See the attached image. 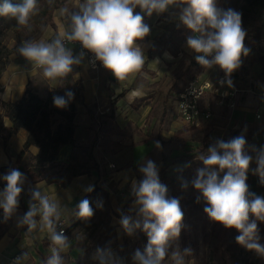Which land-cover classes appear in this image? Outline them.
<instances>
[{"label":"clouds","instance_id":"clouds-1","mask_svg":"<svg viewBox=\"0 0 264 264\" xmlns=\"http://www.w3.org/2000/svg\"><path fill=\"white\" fill-rule=\"evenodd\" d=\"M137 7L149 17L154 12L161 14L170 8H178L179 20L193 33L187 38V46L195 53H202L195 57L202 66L217 65L230 76L240 66L241 56L248 55L241 14L231 9H219L217 0H84L78 11L69 12L67 7L61 9V15L67 14L70 18L68 30L51 42L23 41L17 52L32 66L42 69L45 78H65L84 56L83 51L74 56L64 43L65 40L76 41L94 54L95 60L112 72L118 81L124 80L139 72L145 63L138 41L149 35L150 28L144 23V17L135 12ZM37 10L38 0H21L17 4L0 0V16L12 17L21 26H27ZM209 56L212 58L208 59ZM228 83L231 85L230 80ZM66 97L55 96V106L66 107L74 94L68 91ZM245 144L244 137L238 136L227 142L217 141L209 147L206 155L199 156L204 167L197 170L191 185L209 205L204 211L212 221L227 229H236L240 233L236 236L239 245L264 256V244L260 243L257 226V221L264 222V198L249 192L246 180L253 158L245 153ZM256 163L255 173L264 182V148L259 150ZM225 170L221 179L220 173ZM139 171L143 179L132 184L136 218L122 215L120 224L128 235L140 229L147 236L144 250H136L133 256L135 264H162L170 242L180 236L184 213L179 199L168 197V189L160 182L153 161L148 160ZM2 179L6 187L0 191V208L7 221L18 208L25 177L19 170L11 169ZM182 187L186 189L188 182H183ZM92 190L91 187L86 189L88 192ZM63 214L60 202L43 194L39 188L32 191L29 210L20 219L19 226L26 225L28 232L39 229L49 234L50 255L42 264H65L61 253L69 247V239L63 230L57 231ZM75 215L81 219L94 215L87 199L78 204ZM186 255H190V250L183 253L173 251L171 259L174 264H185ZM27 258L28 254L24 253L13 264H23ZM94 258L98 264H119L107 249L98 248Z\"/></svg>","mask_w":264,"mask_h":264},{"label":"crops","instance_id":"crops-1","mask_svg":"<svg viewBox=\"0 0 264 264\" xmlns=\"http://www.w3.org/2000/svg\"><path fill=\"white\" fill-rule=\"evenodd\" d=\"M83 2L84 0H65L64 3L58 5L51 13V23L45 27L43 36L34 41L51 42L61 32L68 30L70 18L67 14L61 15V9L67 7L69 12L78 11L79 5ZM173 8L161 14L154 12L150 17L141 12L139 7L135 9V12L144 17V23L150 28L149 35L142 41H138L145 57V63L139 72L132 73L120 81L116 77L115 80H110V71L107 69H88L85 55L79 65L73 66L72 73L67 77L50 80L44 77L42 69L32 66L31 62L17 52L20 47L19 44L14 46L0 68V191L4 189L2 184H6L2 177L11 169L21 171L30 163V157L38 152L36 146H29L20 161H16V155L20 152L27 137V131L24 129H20L11 135L6 148L2 145V131L11 125L9 119L4 115L3 103L19 99L26 87H30L40 97H45L53 88L61 87L65 91H72L81 86L80 97L74 100L77 111L75 120L76 143L81 146L93 147V156L96 157L100 154L102 159L108 163L104 170L100 166L97 171L92 170L88 173L78 174L71 177L65 185H61L60 182L63 181L62 178L67 172L60 174L61 177L59 178V175L48 176L32 185V190L39 188L43 194L61 203L64 208L61 220L65 222L66 229L77 220L75 211L81 199L89 193L86 191L87 188H93L96 184L109 191L107 185L110 183L118 184V188L121 189L127 183L132 185L134 181L136 182L131 167L120 168L115 172L110 169L111 165L114 166L112 162L116 161L115 156L121 153L129 152L131 157L129 159L133 161H137L145 155L141 152L144 151V146L152 144L151 137L150 135L139 137L136 133L141 134L139 130L148 122L150 114L156 107H159L161 114L163 113V103L167 100L165 94L158 101L152 85L159 82L161 78L170 79L180 67L181 56L187 53L192 58L194 52L187 46L186 42L180 46L176 54H172L169 51V46L161 44L159 40L174 33V29L171 28L175 27L177 22L171 15ZM67 48L72 50L74 56H79L81 53L72 46ZM207 71L205 70L203 74L210 79H216L225 73L223 71L214 76L212 73L215 69L210 70L213 71L212 73L206 74ZM233 74L231 73V76H234ZM234 78L242 82L243 88L246 90L238 96L234 107L214 106L212 119L215 117L216 121H223L225 129H227L226 132L229 133V130H233L232 132L239 130V133L242 134L244 129L249 127L253 137L248 144L247 152L251 154L250 147L264 148V98L256 92L250 93L247 90V88L250 89L257 84L256 75L253 79H250L249 75L243 80L237 76ZM177 93L175 92V110ZM147 95H151L150 99L137 110L131 107L134 99ZM111 105H113V119L107 117ZM79 117L80 121L78 120ZM253 117L260 121L256 122L252 119ZM177 120L179 123L172 121L169 124L166 135H164L166 138L185 128V125L178 118ZM259 135L260 143L253 142ZM119 144L124 147H120ZM72 150L71 145L61 146L57 152V160L68 163ZM77 152L76 149L75 154ZM258 152L256 150L255 154H251L253 159L249 166L248 172L250 173H255L257 168L256 156ZM9 165H12V168L7 170L6 167ZM18 200L19 205L16 212L7 221L4 220L3 209L0 208V264H13L16 258L21 257L24 253L28 254V258L23 261V264L42 263L50 255L49 234L46 230L40 231L39 229L28 232L26 225L19 226V221L29 210L31 202V196L27 195L24 187ZM132 206L133 209L136 208L135 203ZM64 235L69 239V247L61 255L64 257L65 264H75L81 249L75 245L76 240L73 235Z\"/></svg>","mask_w":264,"mask_h":264},{"label":"rangeland","instance_id":"rangeland-1","mask_svg":"<svg viewBox=\"0 0 264 264\" xmlns=\"http://www.w3.org/2000/svg\"><path fill=\"white\" fill-rule=\"evenodd\" d=\"M220 1L221 0H217V4ZM171 13L175 22H178V8L174 7ZM50 23L51 21H48V18L42 15V12H38L29 20L27 26L20 25L8 29L0 40V68L7 60L16 44L21 46L23 41L37 40L39 37H42L45 27L50 25ZM175 28L176 26L171 29L175 31ZM170 36H173V33L168 37ZM169 39H171V37ZM159 40L161 44L168 45L170 48L178 51L177 48H174L175 44L172 43L175 37L171 41H168L166 37ZM181 57L182 62L179 65L180 67L178 66L179 69L170 79L161 78L159 82L152 85L155 90L154 95L157 96L158 101L166 94L167 100L163 103L165 117L162 118L163 113L161 114L159 112V107H156L150 114L148 122L139 130L141 134L136 133L139 137L150 135L152 144L144 146V151L141 153L145 155L137 161L129 159L131 158L129 152L116 155V161L112 162L114 166L112 165L110 169L116 172L120 168L131 167L136 178V183H139L143 179V174L139 171L140 167L146 165L148 160L153 161L157 166L160 182L168 189V197L179 199L181 210L184 213L181 232L183 229L187 231V241L191 246L189 249L190 255H186L184 258L185 264H222L218 253L223 243V238L220 235L221 227L213 229L212 223H210L203 214L188 212L184 207L182 193H195L197 191L191 185V181L194 178H189L185 171L187 163L189 162L186 157L195 152H200V155H206L208 148L215 145L217 141H229L230 136L233 134V130H229L228 128L230 133L226 132L225 123L223 121H216L215 117L214 119H212V117L208 121L203 122L198 128L185 126L182 130L174 132L169 138L164 136L166 135L165 133L168 130L169 124L172 121L178 122L174 102L175 92L181 89L183 83L187 81V78L192 73H185L186 68L191 62V56L184 53ZM244 66L248 71L250 79H253L259 69L254 54H250L246 57ZM211 69H215V71H210ZM205 70L207 71V67ZM208 72H213L212 75L216 76V74L222 73L223 70L220 69L219 66L214 65L209 68L206 74H208ZM252 119L256 122L260 121L255 119V117ZM78 120L80 121V117ZM157 142L159 143V147L157 146ZM253 142L260 143V135L257 136ZM119 145H121L120 147H124L122 144ZM82 147H85L87 150L90 148L88 145ZM87 150L84 151L79 149L76 153L79 170H87L92 167V161L88 159L87 153L89 151ZM256 150L259 151L260 147L256 146V148H249V151L252 152L251 154H255ZM199 156L193 161L203 164ZM95 159L98 163V168L102 166L104 170L106 164H108L106 160L102 159L100 154L96 155ZM66 176L67 174H65L64 177ZM185 181L188 182V187L186 189L182 187ZM107 187L109 188V191H107L108 196L105 198L100 195L99 201L94 209V215L71 233V235L75 237V245L81 249L78 260L83 262V264H98V261L94 258L98 248L110 250L116 258L118 249L124 240L119 217L124 212V215H131L134 219L136 218L135 211L137 208H132L136 199L132 193V185L127 183L123 188L119 189L118 184L110 183ZM128 237L129 242L125 253L127 257L126 264H135L133 256L136 250H144L147 244V236L142 230L138 229L132 235H128ZM250 259L252 264H264V256H260L254 252L250 255ZM164 264L168 263L166 262Z\"/></svg>","mask_w":264,"mask_h":264},{"label":"trees","instance_id":"trees-1","mask_svg":"<svg viewBox=\"0 0 264 264\" xmlns=\"http://www.w3.org/2000/svg\"><path fill=\"white\" fill-rule=\"evenodd\" d=\"M11 2L13 4H17L20 3L21 0H11ZM64 2L65 0H38V10L36 13L42 12V15L46 16L48 21H51L52 11L58 5ZM217 7L223 11L231 9L239 12L241 14L242 21L241 26L246 33L244 45L249 50V52L247 56H241V64L234 72L235 77H240V79L243 80L248 76V71L244 66V61L250 54H254L259 66V69L256 72V80L264 82V0H221L217 4ZM36 13L32 15L30 19H32ZM17 26L20 25H18L14 18L0 16V40L8 29ZM191 35H193V33L179 20L176 24L173 36H170L171 39H169L170 37L167 38L168 41H171L175 37V40H172V43L175 44L174 48L179 50L180 46L183 43H186L187 38ZM168 48L172 54H176L178 52L173 48ZM208 59L210 58L208 57ZM193 65L194 58L192 57L190 64L185 70L186 74L192 72ZM205 69V66L200 65L197 67L196 72L202 73ZM81 91V86H78L72 90L71 92L74 94V97L64 108H58L55 106L53 100L55 96H62L67 99L66 92L68 91H65L61 87L51 89L45 97H40L37 93L32 91L30 87H26L19 99L15 101H6L3 103L4 115L11 123L10 127L2 131L3 147H7L8 141L12 134L16 133L20 129H24L27 131V137L20 152L16 155V161H20L22 156L28 150L29 146L33 145L38 148V152L30 157V163L26 167H23L20 171L25 177L22 187H24V190L28 196H31L33 191L32 185L44 178H47L48 176L59 175L58 177H61L60 174L67 172V176L63 177V181L60 182L61 185H65L73 176L88 173L92 170H98V163L93 156V147H90L87 150L85 147L77 145L75 140V120L77 111L74 100L80 97L79 92ZM150 97V95H147L134 99L131 103V107L137 110L148 99H150ZM112 106L113 105L109 107V114L107 115V117L110 119H113ZM164 117L165 112L162 114V118ZM239 132V130L233 132V134L230 136V140L238 136H243L246 141L244 151L246 154L251 156V154L247 152V148L253 137L252 130L249 127H246L242 134ZM66 144L71 145L73 150L70 154L69 162L63 163L57 160V152L61 146ZM76 149L89 151L87 156L88 159L92 161L91 168L87 170H79V163L76 160L75 154ZM199 155L200 152H195L192 155L186 157L189 162L187 163L185 171L189 178H195L197 175V170L204 167L203 164L193 161ZM11 168L12 165L6 167L7 170H10ZM226 171L227 170L220 173L221 179ZM246 183L250 193L264 198V182H261V178L258 174L247 172ZM2 187L5 188L6 184L3 183ZM92 189L93 190L86 194L81 199V201L87 199L94 211L99 201L100 195L107 198L108 192L103 187H99L96 184H94ZM182 197L184 207L188 212L203 214L206 219L212 223L213 229L221 227L220 235L223 238V243L219 248L218 253L222 264H252L250 261V255L252 252L255 253V251L248 250L236 242V236L240 234L236 229H227L220 223L214 222L208 217L204 211V208L208 207L209 205L204 200L201 193L198 191L195 193L184 192L182 193ZM122 215H124V212L120 215L119 220L121 219ZM89 219L77 218V220L65 230L64 234H71L77 227ZM250 219H254V217H250ZM257 226L258 234L261 237L260 243L264 244V222L257 221ZM121 229L124 240L118 249L116 259L119 261V264H126L127 257L125 253L129 242V237L128 234L123 230L122 226ZM190 248L191 246L187 241V231L183 229L180 236L174 241L170 242L168 255L165 257L162 264L166 262L168 264H174L173 260L171 259V253L173 251H180L183 253L186 249L189 250ZM75 264H83V262L78 260L75 262Z\"/></svg>","mask_w":264,"mask_h":264},{"label":"built area","instance_id":"built-area-1","mask_svg":"<svg viewBox=\"0 0 264 264\" xmlns=\"http://www.w3.org/2000/svg\"><path fill=\"white\" fill-rule=\"evenodd\" d=\"M66 48L74 47L77 51L84 53L88 69H105L101 62L96 61L94 54L82 48V45L76 41H64ZM202 55L193 52L194 58L193 71L187 81L183 84L176 97V112L178 119L188 127L198 128L203 122L212 118L214 106H225L232 108L240 94L246 89L243 84L237 81L234 76H227L225 73L219 75L216 79H210L202 73H197L199 64L195 57ZM211 59L212 57L209 56ZM231 81L229 85L228 81ZM250 93H255L264 98V82L258 81L250 89ZM112 166V165H111ZM63 230L65 233L66 224L63 220L58 224L57 231ZM256 253V252H255ZM257 254V253H256Z\"/></svg>","mask_w":264,"mask_h":264},{"label":"water","instance_id":"water-1","mask_svg":"<svg viewBox=\"0 0 264 264\" xmlns=\"http://www.w3.org/2000/svg\"><path fill=\"white\" fill-rule=\"evenodd\" d=\"M109 79L110 80H115V76H114V74L112 72H110V74H109Z\"/></svg>","mask_w":264,"mask_h":264}]
</instances>
